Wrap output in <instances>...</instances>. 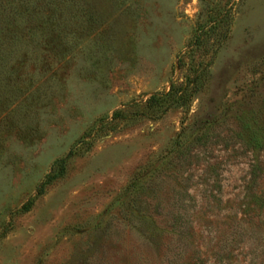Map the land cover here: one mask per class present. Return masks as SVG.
<instances>
[{
  "label": "rangeland",
  "instance_id": "rangeland-1",
  "mask_svg": "<svg viewBox=\"0 0 264 264\" xmlns=\"http://www.w3.org/2000/svg\"><path fill=\"white\" fill-rule=\"evenodd\" d=\"M0 264H264V0H0Z\"/></svg>",
  "mask_w": 264,
  "mask_h": 264
},
{
  "label": "trees",
  "instance_id": "trees-1",
  "mask_svg": "<svg viewBox=\"0 0 264 264\" xmlns=\"http://www.w3.org/2000/svg\"><path fill=\"white\" fill-rule=\"evenodd\" d=\"M189 83H192V85H190ZM189 83H184L179 86V85H176L175 82H171L168 91L160 92V93L157 92V93L150 95L145 100V106L149 108L154 107L155 105H157L158 102H160L161 99L167 102L172 101L179 105L185 103V101H187V98H189L190 94L193 91L198 90V88L200 87V84H201L200 74L196 78L192 79ZM118 113H119L118 110L113 112L112 118L113 119L116 118ZM73 154H74V150L71 149L66 156L58 158L54 162L53 170H51V172H49L45 176V179L41 183L40 190H42V187L44 185L51 183L53 180H55L56 178L64 174L66 162ZM30 204H31V201L29 200L26 203H24L21 209L23 211L29 209Z\"/></svg>",
  "mask_w": 264,
  "mask_h": 264
}]
</instances>
